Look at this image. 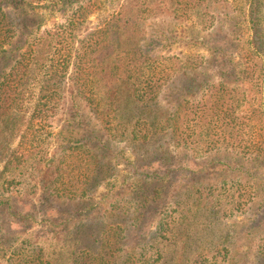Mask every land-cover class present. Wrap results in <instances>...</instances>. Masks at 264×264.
Listing matches in <instances>:
<instances>
[{
  "label": "trees",
  "instance_id": "16d2710c",
  "mask_svg": "<svg viewBox=\"0 0 264 264\" xmlns=\"http://www.w3.org/2000/svg\"><path fill=\"white\" fill-rule=\"evenodd\" d=\"M42 1L50 3L40 4ZM40 7L53 14L60 11L63 22L44 30L40 24L29 28L31 16ZM90 10V4H81V0H0V206L12 210L13 202L26 199L31 191L36 192L35 197L46 195L45 201L55 198L83 204L57 210L52 218L43 216L41 222L47 230L23 239L19 256L25 262L41 264L47 255L44 241L52 244L56 240L58 252L52 244L48 249L53 262L46 264H109L101 261L110 257L105 249L108 241L94 252V242L102 232L88 206L101 175L110 178L112 172L99 162L96 151L109 148L99 137L103 129L108 140L126 143L133 152L150 156L149 164L133 167L138 175L159 181L177 169L196 179H188L182 192L164 206L167 214L157 223L153 244L144 251L140 264H247L246 254L237 259L235 231L220 225L255 206L259 218L264 214V199L258 200L257 193L262 187L251 186L255 194L242 186L238 178L245 177L241 176L245 175L242 166L236 165L235 178L226 176L234 168L229 160L234 162L240 156L256 166L264 163V125L253 120V115L246 120L240 114L244 105L253 104L244 88L245 83H252L262 94L252 112L264 117V0H123L100 25L81 36ZM171 16L190 17L205 30L212 28V36L223 33L226 25L236 35L244 25L243 32L250 34L246 40L229 38L232 47L226 43L221 47L223 42L212 46L210 56L221 61L215 64L214 75H209L208 66L216 63L211 59L162 55V47L172 41L165 21ZM180 86L186 95L196 89L195 95L179 100L165 97ZM66 97L85 136L73 144H60L62 153L51 156L48 147L54 120ZM80 101L97 115L92 119L84 115ZM168 141L209 162L194 168L176 159L169 164L174 159ZM86 155L97 160L89 177L64 180L65 158L73 157L70 166L78 171ZM36 168L39 176L46 175L33 183L29 177ZM157 191L149 198L152 203L159 199ZM257 201L261 202L255 205ZM117 206L108 207L114 210ZM23 213L12 212L23 227L30 226L33 219ZM261 224L264 226V218ZM258 226L246 233L261 235L253 254L264 264V229L260 233ZM81 239L90 248L80 249ZM30 243L38 250L33 254ZM171 245L177 252L170 263L166 247ZM94 255L101 257L98 262Z\"/></svg>",
  "mask_w": 264,
  "mask_h": 264
},
{
  "label": "rangeland",
  "instance_id": "374dc122",
  "mask_svg": "<svg viewBox=\"0 0 264 264\" xmlns=\"http://www.w3.org/2000/svg\"><path fill=\"white\" fill-rule=\"evenodd\" d=\"M123 2V0H81V4H90L91 10L88 17L85 19L83 24L84 34L87 30H91L93 27L101 24V21L105 19L110 13L114 12L116 8ZM50 1H42L40 4H49ZM184 5V4H183ZM37 15L31 16V21H29V28H35L40 24L41 30L45 28H51L54 25L63 22L60 11L54 13L47 8L40 7L37 9ZM34 19V20H33ZM165 20L164 18H161ZM172 31V41L167 42L164 47H162V55H176L184 57L191 55L193 57L203 56L205 58L211 59L214 64L208 66V74L214 75V72L218 70L215 67V64H219L221 61L220 58L212 59L210 56V50L215 44L223 42L221 45L224 46L226 43L228 46L232 47L229 38H240L246 40L250 34L248 31H244V25L241 27L242 31L239 35L234 34L229 30L228 25H226L224 32L221 34H216L215 36L211 35L212 28L205 30L201 25L195 23L190 17H174L171 16L168 18V21L165 20ZM26 31V33H28ZM237 42V41H235ZM236 49V47H235ZM212 50V49H211ZM213 52V51H212ZM223 54V53H220ZM215 55H217L215 53ZM197 62V61H196ZM199 62V61H198ZM244 88L247 91V99L252 101V105L247 103L242 107L241 115L246 117H251L253 120L258 121L261 125H264V117H261L259 112L253 113L252 110H255L258 104L261 101V91L259 88L252 83H245ZM194 89L192 94L195 95ZM186 89L180 87H175L171 91L166 93L167 98L170 99H183L186 96ZM164 97V98H165ZM33 104L31 103V107ZM80 107L83 111V114L92 119L91 117L97 115L93 114L95 112L90 111L89 106L85 102L80 101ZM73 110L70 108L69 97H66L63 105L60 108L58 115L54 120V134L51 137V143L48 147L49 153L53 156L56 153L58 156L62 153V146L60 144H73L75 141L80 140L85 136V132L82 131L81 127L75 122L72 117ZM99 127L102 129L101 124L97 122ZM27 125L24 126L23 132L26 131ZM262 126H260L261 128ZM62 132V135L59 136L58 133ZM105 131L102 129V132L99 133V137H102V141L105 145H109L108 149L98 148L96 150L98 153L99 162L105 167L111 168V177H106L101 175L102 179L98 183L97 187L93 189L91 193V199L88 202V206L92 208L90 214H92V219L95 222V225L100 227L102 234L98 236L97 241L94 242V252L97 254L98 250L101 248L102 243L107 242L105 249H109V258L102 259L99 255H94V262H98L101 258V261L107 260L109 264H140V259L144 254V251L153 244L152 238L155 235L157 223L161 218H164L167 214L168 208L166 207L169 202H173L175 199L174 196L177 193H181V189L186 186L188 179L193 178L195 181V176L188 177L181 170L175 169V172L166 176L163 180H152L151 177H147L146 174L138 175L139 172L133 167L143 166L150 163L151 159L147 157L148 154L136 153L133 152L126 143L118 142L117 140L110 141L104 137ZM171 144V145H170ZM174 142L168 141L167 148L169 146V151L167 152L172 154L174 159L170 161L169 164H173L175 159L182 160V163L189 164L194 167H199L206 165L209 161H204L203 157H196V154L193 156L190 149H183L182 147H175ZM29 145V144H28ZM91 146H94V142ZM75 152H78L76 150ZM161 152H164L162 150ZM151 155V154H149ZM209 156V154L207 155ZM83 157V155H82ZM80 157L79 159H81ZM68 165H64V168L67 169L65 173L64 180H73L74 182L85 180V177H89L91 170L95 167L97 160H91L89 155L84 157V161L81 162L80 170H73V166H70L74 162L73 157L65 158ZM232 162L233 167L226 174L227 177L235 176L238 174L237 166H242L241 170L245 172V176L238 177L241 178L244 185L249 191H252L251 186L260 185L262 187V192H258L261 198L264 199V163L262 165L256 166V164H250L245 161L242 156L236 158ZM158 167V165H155ZM256 167V168H255ZM35 175H31L29 180L33 183L38 179L41 180L45 173H41L39 176L40 169H35ZM145 172L151 173V170L144 169ZM249 171V175L247 173ZM79 172L83 173L80 174ZM177 176V178H176ZM187 177V178H186ZM249 180V181H248ZM249 182V183H248ZM253 182L255 184H253ZM159 190V199L156 203H152L149 198L152 199L154 192ZM158 192V191H157ZM255 193V191H252ZM36 192L31 191L26 195V199H22L17 203L13 202V208L10 210L7 206H0V264H36L33 261L25 262L19 256V244L20 242L28 237L42 234L47 230V227L43 225L41 220L43 216H49L52 218V214H56L57 210H68L72 208L81 207L83 204L79 201L72 203H65L64 201L48 198L49 201H45L46 195H40L35 197ZM15 196H20V194L14 193ZM256 194V193H255ZM262 195V196H261ZM22 198V197H21ZM36 198V199H35ZM14 201V200H13ZM261 201H257V205ZM106 204H115L119 205L114 210H111L110 207ZM101 211H98L97 207L102 206ZM96 208V209H93ZM24 212V215L30 216V219H33L30 226L23 227L21 223L13 216L12 212ZM260 213L257 210V207L250 209L248 212L238 215L235 218L230 217V220L224 222L220 225L223 229L231 228L235 231V245L237 259L243 255H247L246 262L247 264H262L259 260L260 258L254 255V248L260 241L259 233H255L254 236L248 235L247 230H251L253 226L260 224L258 230L261 233V230L264 229V226L261 224L262 218H259L258 214ZM139 217V218H138ZM48 218V217H46ZM50 219V218H49ZM53 220V219H51ZM77 221H74L72 226H75ZM49 229V228H48ZM106 230V232H105ZM214 236V235H213ZM4 240V244L1 241ZM37 240H40L38 237ZM18 242V243H17ZM55 249L58 252V245L56 240L50 241ZM36 244V243H35ZM52 244L44 241V250L47 254L41 264H46L48 261H52L51 253L49 249H52ZM113 245V249L108 248L109 245ZM30 252L33 254L38 251L37 249H32L31 243L28 244ZM36 246H39L36 244ZM250 249L248 251V247ZM49 248V249H48ZM90 248V245L81 239L80 249ZM177 247L168 246L166 247V257L171 263L173 258L176 255ZM18 251V253H15ZM249 252V253H248ZM26 254V253H25ZM194 258V255L190 257ZM53 262V261H52ZM53 264V263H52ZM176 264V263H174ZM186 264H193L191 261H188Z\"/></svg>",
  "mask_w": 264,
  "mask_h": 264
}]
</instances>
